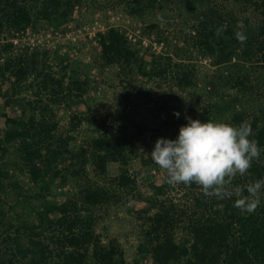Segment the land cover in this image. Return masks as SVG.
I'll return each instance as SVG.
<instances>
[{"label":"rangeland","instance_id":"rangeland-1","mask_svg":"<svg viewBox=\"0 0 264 264\" xmlns=\"http://www.w3.org/2000/svg\"><path fill=\"white\" fill-rule=\"evenodd\" d=\"M21 1L30 10L31 24L20 32L0 28V140L8 128L17 129L5 123L7 117L38 122L44 112L56 124L54 141L66 140L68 153L49 161L44 154L29 165L18 141L4 142L0 264H62L60 229L48 224L46 211L69 201L77 202V214L90 221L103 248L120 251L126 263L153 264L145 251L146 218L161 204H175L180 211L187 202L184 193L190 200L201 189L167 182L166 171L150 157L157 139L175 140L188 123L185 116L229 124L242 114L248 122L264 124V62L257 50L264 46L261 12L253 0H61L44 15V0ZM238 21L245 25L244 44L235 37ZM206 25L227 26L212 55L196 44V32ZM109 28L135 52L130 65H107L101 59L97 35ZM29 49L38 53L27 65ZM18 66H24L25 77L14 75ZM178 69L189 72L190 85L173 83ZM48 75L61 83L59 89ZM97 137L119 142L117 156L125 162L108 161L104 172L96 168L90 144ZM122 172L121 188L117 177ZM90 187L105 191L103 202L81 204L79 192ZM156 188L163 196L153 197ZM176 230L178 240L182 233ZM85 261L94 263L91 245Z\"/></svg>","mask_w":264,"mask_h":264},{"label":"trees","instance_id":"trees-1","mask_svg":"<svg viewBox=\"0 0 264 264\" xmlns=\"http://www.w3.org/2000/svg\"><path fill=\"white\" fill-rule=\"evenodd\" d=\"M60 3L61 0H44L43 14L46 15L48 8L55 9ZM253 6L261 12L260 15L264 20V0H253ZM31 21L32 16L25 2L0 0V28L8 26L20 32L24 31ZM215 32L216 28L207 25L203 27V31L196 32V44L201 47L203 54L212 55L219 51L223 40L221 37L217 38ZM229 36L233 37L231 31ZM97 42L101 59L107 65L121 63L130 65L135 58V52L126 46L124 37L114 28H109L104 34H98ZM257 50L260 51L259 55L264 62V46ZM26 52V63L29 65L28 62L38 52L30 49ZM19 63L22 64L21 61ZM23 67L18 66L17 72H14L16 77L26 76ZM164 69L165 66L159 68L155 75H161ZM175 73L173 83L176 86L190 85L189 72L178 69ZM46 77L50 83L54 82L49 75ZM54 85L58 89L61 87V83L57 81ZM44 89L48 90V86L45 85ZM55 95L57 92H53V97H56ZM49 113L51 117V112ZM39 115L38 122L31 117L25 123L15 122L7 117L5 123L8 126L16 124L17 129L8 128L5 131L4 139L0 140V151L5 150L4 142L18 141L19 149L29 165L35 158H41L44 154L46 161H49L51 158L61 156V153H68L66 140L59 138L54 141L52 132L56 129V124L46 118L44 112H40ZM245 121L244 115L235 114L229 120V124L239 126ZM248 123L251 124L253 131L250 138L258 141L260 156L252 161L246 175L235 177L229 190L237 186L243 189L249 182L264 180V124L257 119ZM50 140L54 143L48 144ZM119 144L117 141L113 144L112 140L106 137H97L91 142L90 149L94 158L92 161L101 172H104L108 161L125 162L123 157L117 156L120 155V150L119 146L115 145ZM31 170L36 177V169L33 167ZM125 176L126 172H122L117 177V185L121 188L125 183ZM194 186L193 183L188 187L192 189ZM103 192L105 191L99 188L82 189L79 192L80 202L88 206L101 203L105 198ZM187 194L184 193L187 202L183 204L180 211L177 212L175 204L169 203L166 206L161 204L158 205L157 213L146 218L148 230L145 231V251L151 255L153 264H264V188L259 193L260 204L252 214H242L234 207L237 199L235 196L218 200L215 197H206L199 189V192L191 194L189 200ZM247 194L245 189L244 195ZM159 196H163L162 188H156V195L153 197ZM76 206V201H69L58 206H50L46 211L48 224L60 229L58 240L62 264H88L85 261V252L90 245L93 247V264H137L126 263L118 250L115 252L112 249L103 248L97 242L90 221L81 219L77 214ZM53 212L59 215L56 220L49 217V214ZM78 224L81 225L78 227ZM176 228L182 233V237L178 240L174 238Z\"/></svg>","mask_w":264,"mask_h":264},{"label":"clouds","instance_id":"clouds-1","mask_svg":"<svg viewBox=\"0 0 264 264\" xmlns=\"http://www.w3.org/2000/svg\"><path fill=\"white\" fill-rule=\"evenodd\" d=\"M226 25L216 29L220 38ZM235 37L244 44L247 37L243 21L236 24ZM179 118L180 113H174ZM188 123L181 126L175 140L158 138L151 160L167 173L170 185L183 183L201 187L206 197L223 200L235 196L234 207L242 214H252L260 204L259 193L264 188V180L249 182L242 189L231 190L232 181L237 175L248 173L252 161L260 156L258 141L252 137L251 124L247 121L239 126L223 122H201L185 116ZM246 189L247 195H244Z\"/></svg>","mask_w":264,"mask_h":264}]
</instances>
